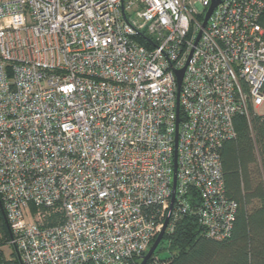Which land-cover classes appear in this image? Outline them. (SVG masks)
I'll list each match as a JSON object with an SVG mask.
<instances>
[{
	"label": "built area",
	"instance_id": "obj_1",
	"mask_svg": "<svg viewBox=\"0 0 264 264\" xmlns=\"http://www.w3.org/2000/svg\"><path fill=\"white\" fill-rule=\"evenodd\" d=\"M209 2L0 0V202L20 264H134L174 168L165 231L193 212L230 235L220 147L236 115L264 114V0H222L194 45Z\"/></svg>",
	"mask_w": 264,
	"mask_h": 264
},
{
	"label": "trees",
	"instance_id": "obj_2",
	"mask_svg": "<svg viewBox=\"0 0 264 264\" xmlns=\"http://www.w3.org/2000/svg\"><path fill=\"white\" fill-rule=\"evenodd\" d=\"M203 15H197L196 20L202 21ZM259 23L264 28V14ZM142 43L147 45L145 39ZM233 125L235 137L220 147L224 193L236 203L230 235L221 240L208 238L195 214H184L173 222L172 230L164 232L158 244L170 256L160 258L157 246L146 264H264V114L249 110L248 117L236 115ZM189 199L198 202L195 191L190 192ZM0 233L9 240L10 229L1 209ZM3 243L0 264H20L14 247L13 257L6 258ZM140 261L137 257L134 264Z\"/></svg>",
	"mask_w": 264,
	"mask_h": 264
},
{
	"label": "water",
	"instance_id": "obj_3",
	"mask_svg": "<svg viewBox=\"0 0 264 264\" xmlns=\"http://www.w3.org/2000/svg\"><path fill=\"white\" fill-rule=\"evenodd\" d=\"M222 0H210L209 2V5L208 7L206 8L205 12H204V16H203V20L201 22V25H200V29L197 33V36L195 38V41H194V45L197 44L199 38H200V35L202 33V30L203 28L205 27L212 11L214 10V8L221 2ZM190 58V55L186 61V64L185 66L187 65V62ZM185 66L182 67L181 69H176L175 70V76H176V83H177V107H176V112H177V115H178V111H179V108H178V95H179V89H180V85H181V81H182V77H183V73H184V70H185ZM178 118L176 120V124H178ZM175 182H176V168H174V174H173V184H172V195H171V199H170V205H169V208H168V211H167V215H166V218H165V221H164V226L162 228V230L159 232V234L156 236V238L154 239L153 243L151 244V246L149 247V249L147 250V252L142 255L141 257V261L139 264H146V262L148 261V259L151 257V255L154 253V251L156 250L159 242L161 241L163 235H164V232H165V229L167 227V224H168V220H169V217H170V214H171V210H172V205H173V202H174V197H175ZM0 209L3 213V209L0 205Z\"/></svg>",
	"mask_w": 264,
	"mask_h": 264
},
{
	"label": "rangeland",
	"instance_id": "obj_4",
	"mask_svg": "<svg viewBox=\"0 0 264 264\" xmlns=\"http://www.w3.org/2000/svg\"><path fill=\"white\" fill-rule=\"evenodd\" d=\"M192 1H193V3H195L197 0H192ZM51 217L52 218L47 221L48 223H55L59 220L57 217H53V215ZM8 237L6 235H4L3 233H0V242H4L1 246V249H2L3 253L5 254L6 258L13 257V255H14V254H12V256H11V253L13 251V247L9 243ZM156 252L160 258H167L170 256V253L167 250H165L164 248H162L161 245L158 246Z\"/></svg>",
	"mask_w": 264,
	"mask_h": 264
}]
</instances>
